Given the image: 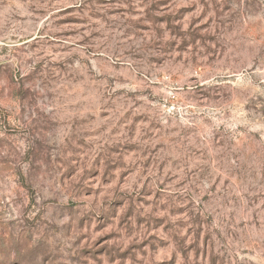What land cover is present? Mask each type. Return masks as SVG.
Instances as JSON below:
<instances>
[{
    "label": "rangeland",
    "instance_id": "rangeland-1",
    "mask_svg": "<svg viewBox=\"0 0 264 264\" xmlns=\"http://www.w3.org/2000/svg\"><path fill=\"white\" fill-rule=\"evenodd\" d=\"M0 264H264V0H0Z\"/></svg>",
    "mask_w": 264,
    "mask_h": 264
}]
</instances>
